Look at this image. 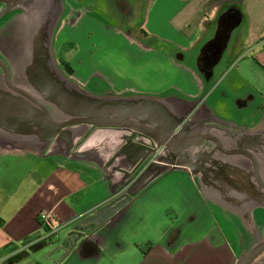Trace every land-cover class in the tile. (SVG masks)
Masks as SVG:
<instances>
[{
    "label": "crops",
    "instance_id": "crops-1",
    "mask_svg": "<svg viewBox=\"0 0 264 264\" xmlns=\"http://www.w3.org/2000/svg\"><path fill=\"white\" fill-rule=\"evenodd\" d=\"M91 1L75 0L76 16L56 30L54 59L62 72L94 94L161 98L185 119L164 142L87 128L69 144L46 145L40 132L16 143L0 131V264H216L222 253L236 264L264 243V187L256 179L258 168L264 180V0ZM11 17L0 19V56L15 44L2 37ZM83 23L86 37L94 36L90 25L101 28L89 47L76 38ZM65 34L70 40L60 39ZM249 60L261 73L256 85L246 84ZM78 73H91L93 88ZM217 122L242 138L213 129ZM219 140L240 151L222 152ZM154 141L164 151L151 160ZM34 174L33 194L15 201L13 190ZM125 191L133 199L113 217L86 222ZM42 212L58 230L49 240ZM76 226L86 237L66 257L64 250L51 257ZM255 264H264V253Z\"/></svg>",
    "mask_w": 264,
    "mask_h": 264
},
{
    "label": "water",
    "instance_id": "water-1",
    "mask_svg": "<svg viewBox=\"0 0 264 264\" xmlns=\"http://www.w3.org/2000/svg\"><path fill=\"white\" fill-rule=\"evenodd\" d=\"M0 6V19L12 14L8 31L2 37L4 40L10 37L15 43L12 48L8 43L10 53L0 56V131L12 134L16 143L33 139L40 132L46 145L57 140L69 144L87 128L122 129L134 136L163 141L185 119L174 117L168 103L161 98L94 94L66 76L56 64L53 50L55 33L65 12L64 0H0ZM212 128L228 136L242 138L243 135L229 124L218 123ZM217 146L227 154L240 151L226 149L220 140ZM158 147H162L161 142ZM181 165L174 163L171 167ZM256 179L264 187L258 168ZM124 193L86 222L98 219L102 223L113 217L133 199L128 192ZM85 223H81V228ZM86 235L76 226L68 240L52 250L51 257L61 249L64 250L61 257H66ZM263 253L264 243L236 264H255Z\"/></svg>",
    "mask_w": 264,
    "mask_h": 264
},
{
    "label": "rangeland",
    "instance_id": "rangeland-1",
    "mask_svg": "<svg viewBox=\"0 0 264 264\" xmlns=\"http://www.w3.org/2000/svg\"><path fill=\"white\" fill-rule=\"evenodd\" d=\"M74 1L75 0H64V6H65V12H64V14H63V16H62V18H61V21H60V24L62 25V23H64L65 24V22H70L71 21V19L72 18H74L76 15H72L71 14V9H72V7H76V3H74ZM86 2L84 1L83 2V4H85ZM67 9V10H66ZM70 24V23H69ZM84 25H86L85 23H83L81 26H79V30H80V35H77L76 36V38L77 39H81V40H83V42H85V40H86V45H87V47H89V44H92L99 36H101V34H99L98 32H101V28H99V27H97V26H94V25H90L91 26V29H93L92 31L94 32L93 33V35L94 36H87L86 37V32L85 31H88V29H87V26H84ZM68 28V27H67ZM67 39V40H70V38L69 37H67L66 36V34L63 36H60V39L63 41L64 39ZM89 38H91V39H89ZM116 38V37H115ZM118 46L119 47H121L122 45H124L125 43H124V40H122V39H119L118 40ZM84 47V46H83ZM76 54H78V53H76ZM59 55V54H58ZM60 56V55H59ZM65 56H67V53H63L62 54V59H67V58H65ZM80 59V54H78V55H76L75 56V60H74V62H75V65H77V61ZM116 64L117 65H120V68H122L123 69V71L124 72H126L127 74H129V76L130 75H133V74H136V70H134L133 72L132 71H130L129 70V67L126 65V64H124L123 62H118L117 60H116ZM245 64H248L249 66L247 67V72L245 73V76H246V79H247V85H250V84H257V80H260L261 81V79H259L258 77H259V75L261 74L260 72H259V69L257 68V65L254 63V62H252V61H248V62H245ZM251 64V65H250ZM77 67H79V66H77ZM161 67L159 66L158 67V69H160ZM117 71V70H116ZM91 73H88V75H85V76H80V74L78 73L77 74V76H76V78L79 80V82L83 85V86H85V87H87V88H93L92 87V79L93 78H91L90 80H89V75H90ZM142 74V73H141ZM148 72H143V76H144V78L146 77L147 79H149L150 80V78H148L147 76H148ZM151 74V73H150ZM264 74V73H263ZM151 81V80H150ZM153 84H155V82H154V80H153V82H152ZM262 83H264L263 81H262ZM101 86H103L102 84H101ZM111 87V84L110 83H107V87ZM150 87H151V85H149ZM148 86V87H149ZM154 86V85H153ZM113 87V86H112ZM155 87V86H154ZM24 168H26V167H22V169H21V174L19 175V176H17L16 175V178H21L20 176H22V171H24ZM25 170H28V169H25ZM1 174H3V173H1ZM17 174H19V173H17ZM23 174H26V173H24L23 172ZM30 174H31V172H30ZM26 179H27V177H26ZM35 179V180H34ZM32 180H33V182H32ZM36 180H39V176L37 175V174H34L33 175V178L32 179H30L29 181H25V183L23 184V186L21 187L20 186V188H15V190H13L14 192H15V196H16V199H15V201L17 200V198H19L20 197V199H19V201H21L23 198H24V200H26V199H28L32 194H33V192H34V189H33V187H34V184H35V182H37ZM13 183L14 184H19L20 183V180L19 179H13ZM14 192H12V193H14ZM11 193V194H12ZM9 200L10 201H13L12 199H10L9 198ZM14 201V202H15ZM17 205V202H16V204H15V206ZM42 213H46V214H48L49 216H51L48 212H42ZM42 213H40V215L42 214ZM160 226H161V224H160ZM182 244H184L185 243V239H183L182 240V242H181ZM61 251H62V249L59 251V254L61 253ZM188 262V261H187ZM216 264H227V255L225 254V253H222L221 254V257H220V259L219 260H217L216 262H215ZM189 264H199V263H197V261L195 260V259H193V258H191L190 259V262H189Z\"/></svg>",
    "mask_w": 264,
    "mask_h": 264
},
{
    "label": "flooded vegetation",
    "instance_id": "flooded-vegetation-1",
    "mask_svg": "<svg viewBox=\"0 0 264 264\" xmlns=\"http://www.w3.org/2000/svg\"><path fill=\"white\" fill-rule=\"evenodd\" d=\"M85 1L87 4L89 3L91 6L93 5V2L91 0H83ZM1 7V6H0ZM67 10V9H66ZM92 10V9H91ZM64 68L70 72V69H72L70 63H67V62H64V61H61ZM138 144L140 143L139 141L137 142ZM142 144H144L142 142ZM148 151L150 152V155H152V157L150 158L151 160L154 158H156L158 155L162 154L163 151H164V147H158V145L156 144V142L154 141L153 143H151L149 146H148Z\"/></svg>",
    "mask_w": 264,
    "mask_h": 264
},
{
    "label": "built area",
    "instance_id": "built-area-1",
    "mask_svg": "<svg viewBox=\"0 0 264 264\" xmlns=\"http://www.w3.org/2000/svg\"><path fill=\"white\" fill-rule=\"evenodd\" d=\"M40 218L43 221V223L47 225L46 226L47 229L45 230L46 233H45L44 239L49 240L58 230L56 226L52 225L51 218L48 214L42 213L40 215Z\"/></svg>",
    "mask_w": 264,
    "mask_h": 264
},
{
    "label": "bare ground",
    "instance_id": "bare-ground-1",
    "mask_svg": "<svg viewBox=\"0 0 264 264\" xmlns=\"http://www.w3.org/2000/svg\"><path fill=\"white\" fill-rule=\"evenodd\" d=\"M80 18V17H79ZM71 25V24H70ZM63 30H64V28H63ZM65 31V30H64ZM133 39V38H132ZM126 40V39H125ZM128 41V40H127ZM136 41V40H135Z\"/></svg>",
    "mask_w": 264,
    "mask_h": 264
},
{
    "label": "trees",
    "instance_id": "trees-1",
    "mask_svg": "<svg viewBox=\"0 0 264 264\" xmlns=\"http://www.w3.org/2000/svg\"><path fill=\"white\" fill-rule=\"evenodd\" d=\"M72 72V70L70 69V73Z\"/></svg>",
    "mask_w": 264,
    "mask_h": 264
}]
</instances>
